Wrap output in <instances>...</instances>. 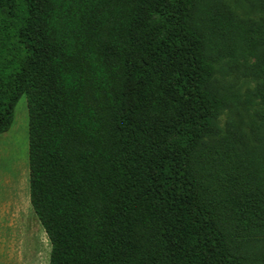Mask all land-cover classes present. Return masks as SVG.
I'll use <instances>...</instances> for the list:
<instances>
[{
    "label": "trees",
    "instance_id": "obj_1",
    "mask_svg": "<svg viewBox=\"0 0 264 264\" xmlns=\"http://www.w3.org/2000/svg\"><path fill=\"white\" fill-rule=\"evenodd\" d=\"M230 65L255 88L211 89ZM23 94L48 264H264V21L220 0H0V133ZM230 103L256 107L255 145L205 141Z\"/></svg>",
    "mask_w": 264,
    "mask_h": 264
},
{
    "label": "rangeland",
    "instance_id": "obj_2",
    "mask_svg": "<svg viewBox=\"0 0 264 264\" xmlns=\"http://www.w3.org/2000/svg\"><path fill=\"white\" fill-rule=\"evenodd\" d=\"M240 19L264 21V7L248 0H220ZM241 66L216 70L210 88L217 92L245 93L255 88L257 78ZM255 106L230 103L215 117L218 132L207 140L226 133L240 139L241 145H255L260 132L251 130ZM13 212V222H11ZM13 241L14 264H48L50 242L29 202L28 112L23 94L14 106L9 129L0 133V259ZM3 262L0 261V264ZM5 264V263H3Z\"/></svg>",
    "mask_w": 264,
    "mask_h": 264
},
{
    "label": "crops",
    "instance_id": "obj_3",
    "mask_svg": "<svg viewBox=\"0 0 264 264\" xmlns=\"http://www.w3.org/2000/svg\"><path fill=\"white\" fill-rule=\"evenodd\" d=\"M13 212H11V222H13ZM10 249L9 252H6V255L4 257H1L0 261L5 264H14V253H13V241L10 240ZM2 263V264H3Z\"/></svg>",
    "mask_w": 264,
    "mask_h": 264
}]
</instances>
